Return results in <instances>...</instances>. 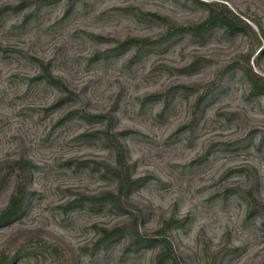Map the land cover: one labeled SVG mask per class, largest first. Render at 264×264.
<instances>
[{
    "label": "rangeland",
    "instance_id": "374dc122",
    "mask_svg": "<svg viewBox=\"0 0 264 264\" xmlns=\"http://www.w3.org/2000/svg\"><path fill=\"white\" fill-rule=\"evenodd\" d=\"M208 6L245 32L169 34ZM12 198L0 264H264V0H0Z\"/></svg>",
    "mask_w": 264,
    "mask_h": 264
},
{
    "label": "trees",
    "instance_id": "16d2710c",
    "mask_svg": "<svg viewBox=\"0 0 264 264\" xmlns=\"http://www.w3.org/2000/svg\"><path fill=\"white\" fill-rule=\"evenodd\" d=\"M208 7L209 8H208L207 16L203 20L189 26L177 27L174 31L170 32L169 34H174L175 32H186L193 36H201L208 29L214 26L221 27L230 33L245 32L244 29L239 25L240 23L237 22L238 18L234 14L230 12L225 13L224 11H217L211 6ZM133 40L139 42H149V40L146 38H133ZM118 165L120 168L115 173V176L118 181L117 190L120 195L122 194L125 195L128 192L131 185L133 184L134 180L131 179V177L125 173L126 164L124 163L123 159L121 160L119 158V156H118ZM104 200L112 203L116 202L114 195L111 193L105 196ZM18 210H19V204L18 202H16L15 198H12V200L10 201V203L4 209L2 215L0 216V221H8L17 214ZM114 232H116L115 229L110 231L111 234H114ZM157 234L158 237L157 239H155V243L161 244L162 246L158 254V259L170 260L171 264H184L183 262L177 260L175 252L172 249L171 243L165 240L163 237H160L162 236L161 233H157ZM136 238L138 242H143L147 240L138 232V230H136Z\"/></svg>",
    "mask_w": 264,
    "mask_h": 264
}]
</instances>
